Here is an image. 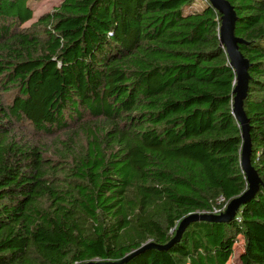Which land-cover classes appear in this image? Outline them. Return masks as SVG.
<instances>
[{
    "label": "trees",
    "instance_id": "16d2710c",
    "mask_svg": "<svg viewBox=\"0 0 264 264\" xmlns=\"http://www.w3.org/2000/svg\"><path fill=\"white\" fill-rule=\"evenodd\" d=\"M250 62L248 190L236 73L208 0H0V264H264V0H229ZM200 3H204L200 6ZM54 140L45 146L21 134ZM22 130V131H20ZM239 218V219H238Z\"/></svg>",
    "mask_w": 264,
    "mask_h": 264
},
{
    "label": "water",
    "instance_id": "95a60500",
    "mask_svg": "<svg viewBox=\"0 0 264 264\" xmlns=\"http://www.w3.org/2000/svg\"><path fill=\"white\" fill-rule=\"evenodd\" d=\"M213 8L221 15V29H220V44L225 48L229 60L230 66L235 70L236 73V87L234 90V105L233 114L239 123L242 130V156L241 165L243 172L246 175L248 190L241 196L233 199L226 212L221 215L214 214H193L182 221L180 224L175 238L170 244L164 247H159L154 244L144 246L141 250L143 251L148 248H159L167 249L170 245L175 242L180 241L183 236L184 231L196 221H206V222H230L236 216L243 205L253 199L259 192L261 186L263 185L258 172L252 165V142H251V128L248 117L245 112V100L248 96L249 86H250V62L240 50V45L243 44V40L239 39L235 35L236 23L238 20L234 6L229 0H208ZM135 255V254H134ZM134 255H131L124 259L122 262H117L115 264H121L130 260ZM103 264V263H97Z\"/></svg>",
    "mask_w": 264,
    "mask_h": 264
},
{
    "label": "rangeland",
    "instance_id": "374dc122",
    "mask_svg": "<svg viewBox=\"0 0 264 264\" xmlns=\"http://www.w3.org/2000/svg\"><path fill=\"white\" fill-rule=\"evenodd\" d=\"M62 0H31L30 5L34 10V20L27 23L25 27L31 26L34 22H36L39 17L49 12L54 11L60 4ZM204 3H200L199 5L202 6ZM22 131V130H20ZM23 137L27 138L32 143L39 144L45 146V150L47 152L46 159H53L56 160L57 150L54 148V140L58 138H64L62 133L56 134L54 137H46L45 135L39 134L36 135L35 132L28 128L26 131H22L21 133ZM244 249V239L239 238L238 243L235 247V252L231 260L227 264H239L238 258L241 252Z\"/></svg>",
    "mask_w": 264,
    "mask_h": 264
},
{
    "label": "built area",
    "instance_id": "2783aa9c",
    "mask_svg": "<svg viewBox=\"0 0 264 264\" xmlns=\"http://www.w3.org/2000/svg\"><path fill=\"white\" fill-rule=\"evenodd\" d=\"M227 208L228 207H224L223 209H221V210H215V212H214V215H221V214H224L225 212H226V210H227ZM239 219V218H238Z\"/></svg>",
    "mask_w": 264,
    "mask_h": 264
}]
</instances>
